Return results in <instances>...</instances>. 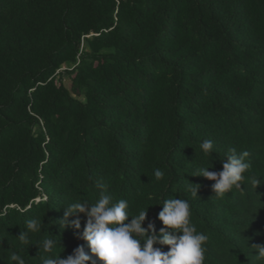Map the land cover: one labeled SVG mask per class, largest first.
<instances>
[{"label": "trees", "instance_id": "obj_1", "mask_svg": "<svg viewBox=\"0 0 264 264\" xmlns=\"http://www.w3.org/2000/svg\"><path fill=\"white\" fill-rule=\"evenodd\" d=\"M231 148L251 167L217 198L191 175L221 171ZM100 184L133 216L148 207L142 227L157 232V204L188 200L204 264H264V0H0V264L85 244L83 214L79 230L60 220ZM49 234L50 253L38 247Z\"/></svg>", "mask_w": 264, "mask_h": 264}, {"label": "clouds", "instance_id": "obj_2", "mask_svg": "<svg viewBox=\"0 0 264 264\" xmlns=\"http://www.w3.org/2000/svg\"><path fill=\"white\" fill-rule=\"evenodd\" d=\"M200 148L203 154L212 157L214 146L211 140H204ZM249 155L248 151L231 148L221 171H209V161L208 167L198 168L191 176H202L214 181L211 185L213 195L222 198L233 188L241 189L247 179L245 173L251 167ZM154 177L161 180L164 172L156 169ZM251 183L255 188L260 181L258 177H254ZM189 184L195 186L190 189L191 195L198 197L200 186ZM98 187L101 191L95 203L75 201L63 208L64 214L60 220L63 228L79 230L80 214H83L86 219L82 232H78V238L85 241V244L78 245L66 258H60L59 255H42L40 264H204L208 236L198 232L196 226L191 223L192 212L188 200L170 198L157 204L162 205L157 218L164 226L157 232L155 225L150 221L146 227H142L147 218L148 207L133 216L126 199L113 203L111 197L106 194V186L100 184ZM69 217L75 218L69 220ZM42 227L41 219L27 220L26 230L20 232L17 240L29 246V234L41 232ZM55 245L54 237L49 234V238L42 240L38 247L50 253ZM160 246H168V250L163 251ZM256 247L264 253V247ZM9 259L15 264H26L18 252H12Z\"/></svg>", "mask_w": 264, "mask_h": 264}, {"label": "rangeland", "instance_id": "obj_3", "mask_svg": "<svg viewBox=\"0 0 264 264\" xmlns=\"http://www.w3.org/2000/svg\"><path fill=\"white\" fill-rule=\"evenodd\" d=\"M64 83H65L66 87H68V88L71 89L70 80H69L68 78H66V79L64 80ZM72 90H73V89H72Z\"/></svg>", "mask_w": 264, "mask_h": 264}]
</instances>
